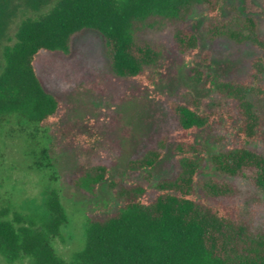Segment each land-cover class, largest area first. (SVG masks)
Here are the masks:
<instances>
[{
	"label": "trees",
	"instance_id": "obj_1",
	"mask_svg": "<svg viewBox=\"0 0 264 264\" xmlns=\"http://www.w3.org/2000/svg\"><path fill=\"white\" fill-rule=\"evenodd\" d=\"M220 1L0 0V43L10 21L22 13L14 40L0 47V128L10 119L26 126L50 125L62 142L92 153L106 145V130L95 122L68 119L69 107L62 106L39 79L34 62L41 51L68 54L73 37L92 29L104 40L112 72L136 79L160 57V48L140 37L149 27L173 24L178 51H197L196 34L184 26L194 8L206 16L209 38L225 37L257 51L241 79L193 76L212 82L237 109V144L208 157L212 174L198 177L207 155L195 133L212 123L214 113L191 94L188 101L171 100L168 106L178 124L174 175L156 180L151 189L152 169L163 157L166 135L127 164L129 170L143 173V182L121 181L105 163L84 160L77 168L75 186L93 195L105 184L117 197L115 207L89 217L81 247L64 258L53 245L67 221L55 187L47 184L39 213H11L3 205L0 264L22 260L27 264H264V230L255 229L231 198L234 179L264 194V31L256 15H220ZM255 1L264 12V0Z\"/></svg>",
	"mask_w": 264,
	"mask_h": 264
},
{
	"label": "rangeland",
	"instance_id": "obj_2",
	"mask_svg": "<svg viewBox=\"0 0 264 264\" xmlns=\"http://www.w3.org/2000/svg\"><path fill=\"white\" fill-rule=\"evenodd\" d=\"M220 4L222 16L233 12L256 15L264 31V12L255 0H221ZM24 12L33 15V11ZM20 17L22 13L10 21L0 47L14 40ZM205 19L200 8H194L184 22L197 36L195 52L178 51L173 24L145 29L140 37L157 45L161 53L159 60L136 79L112 72L104 40L92 29H83L73 37L68 54L41 51L34 64L43 87L62 106L69 107L68 119L104 127L106 145L99 153H92L84 146L62 142L50 125L34 127L14 119L6 121L0 128V207L8 206L11 213L22 215L39 213L47 184L55 187L67 211V221L53 245L60 256L69 258L83 243L86 220L95 213L110 211L117 203L114 191L105 184L93 195L75 186L78 166L84 160H98L121 181L143 182V173L129 170L127 164L166 135L163 157L152 169L153 189L156 180L171 177L178 169L174 150L178 124L168 103L188 101V94L201 98L204 108L214 113L212 123L195 133L207 155L198 177L212 174L208 157L237 144V109L232 100L213 88L212 82L204 83L193 76L202 73L204 78L211 74L212 78L241 79L247 75L250 58L257 51L247 43L237 44L225 37L209 38ZM233 182L232 200L255 229L264 230V194L242 180ZM15 264H27V260Z\"/></svg>",
	"mask_w": 264,
	"mask_h": 264
}]
</instances>
